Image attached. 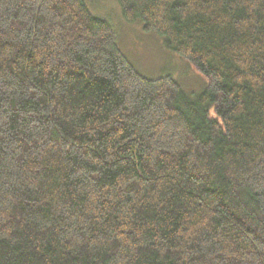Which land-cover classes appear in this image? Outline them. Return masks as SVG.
Listing matches in <instances>:
<instances>
[{
    "label": "trees",
    "instance_id": "obj_1",
    "mask_svg": "<svg viewBox=\"0 0 264 264\" xmlns=\"http://www.w3.org/2000/svg\"><path fill=\"white\" fill-rule=\"evenodd\" d=\"M115 1L205 88L86 0H0V264H264V0Z\"/></svg>",
    "mask_w": 264,
    "mask_h": 264
},
{
    "label": "rangeland",
    "instance_id": "obj_2",
    "mask_svg": "<svg viewBox=\"0 0 264 264\" xmlns=\"http://www.w3.org/2000/svg\"><path fill=\"white\" fill-rule=\"evenodd\" d=\"M86 4L115 26L118 46L145 77L158 78L169 73L190 97L205 88L204 76L191 63L171 52L159 34L144 31L139 23L126 24L115 0H86Z\"/></svg>",
    "mask_w": 264,
    "mask_h": 264
}]
</instances>
